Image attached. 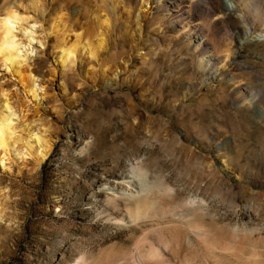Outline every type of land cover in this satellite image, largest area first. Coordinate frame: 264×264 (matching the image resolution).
Segmentation results:
<instances>
[{"label":"rangeland","instance_id":"374dc122","mask_svg":"<svg viewBox=\"0 0 264 264\" xmlns=\"http://www.w3.org/2000/svg\"><path fill=\"white\" fill-rule=\"evenodd\" d=\"M8 2L24 61L0 58V111L51 150L0 149V264H264V0H0V22ZM57 16L103 24L97 57H62L84 32Z\"/></svg>","mask_w":264,"mask_h":264},{"label":"bare ground","instance_id":"6f19581e","mask_svg":"<svg viewBox=\"0 0 264 264\" xmlns=\"http://www.w3.org/2000/svg\"><path fill=\"white\" fill-rule=\"evenodd\" d=\"M71 2L65 1V3L67 4ZM241 3H244V0H242ZM10 5L11 4L9 2L6 3L5 8L3 10L4 17L0 22V58L2 59L4 65H8L14 72L20 75V65L24 61V57L21 54V52H23V47L16 40V34H15V29L16 26L19 24L20 19L18 17V14H16L17 12H15L13 9L10 8ZM243 6L247 8L246 2L244 3ZM176 18L179 19L181 18L183 20L186 19V18H182L181 14H178ZM56 21L59 23L58 26L59 25L63 26L65 30L80 29L81 31H83L84 29L83 26L78 24L76 25L73 22L64 23L62 18L59 16L56 17ZM8 24L12 25L10 29L8 27ZM102 26L103 24L99 25L97 29L91 33L86 34L83 31L84 34L82 33L78 34L76 36V40L72 44H70L68 48H67L68 43L64 39L60 41V48L63 50L62 57H67L68 59L74 53H80L85 49L88 50L91 56H96L98 54L97 50H99L105 42L106 32L101 31ZM181 28L185 32L190 33L191 35L197 33L196 29L192 30L187 25L186 26L183 25L181 26ZM25 34L28 40L27 44L30 45L32 41V40L30 41V39L33 38V36L26 31ZM89 35L90 38L93 37L96 38V40L98 41L97 47L93 45L94 43L91 44L90 42L88 44H83L84 39ZM203 42L204 41H202V43H199L197 49H199V47L202 46ZM197 63L200 67H202L203 59L202 58L198 59ZM207 63L208 61H206V64ZM207 68L208 67H206L205 69ZM24 81H25L24 78L20 77V83L24 88L23 91L25 95L26 96L29 95L30 97L36 99L37 95L34 84L31 83L30 81H28L27 83H25ZM14 116L15 114L13 113L9 105L6 103L4 105V109L0 111V149L3 150L4 152L13 150L14 149L13 144L21 141L25 149L24 153H26L28 156L33 155L38 164L42 163L47 158L51 150L49 142L42 136L41 131L39 129H34L33 127L30 128L29 126L26 129H24L25 136H21L15 141L14 137L17 132L13 125ZM157 207H158V203L156 200L150 198L143 199L136 203L134 211L131 213V215H129V219L132 222L139 220L141 218H145L150 215H155L157 213L156 211ZM197 227L195 229H198Z\"/></svg>","mask_w":264,"mask_h":264},{"label":"clouds","instance_id":"9594fccd","mask_svg":"<svg viewBox=\"0 0 264 264\" xmlns=\"http://www.w3.org/2000/svg\"><path fill=\"white\" fill-rule=\"evenodd\" d=\"M6 23H7V22H6ZM8 27H9V29H10V28L12 27V25H11V24H8ZM86 142H87V141H85V143H86ZM56 211L59 212L60 209L57 208ZM72 264H85V260L83 259L82 256H77L75 259L72 260Z\"/></svg>","mask_w":264,"mask_h":264}]
</instances>
